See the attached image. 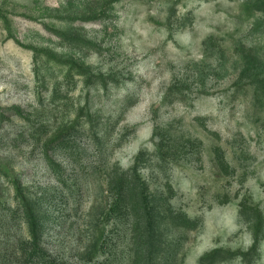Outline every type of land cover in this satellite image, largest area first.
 Instances as JSON below:
<instances>
[{"label":"rangeland","instance_id":"obj_1","mask_svg":"<svg viewBox=\"0 0 264 264\" xmlns=\"http://www.w3.org/2000/svg\"><path fill=\"white\" fill-rule=\"evenodd\" d=\"M262 218L264 0H0V264H264Z\"/></svg>","mask_w":264,"mask_h":264},{"label":"trees","instance_id":"obj_2","mask_svg":"<svg viewBox=\"0 0 264 264\" xmlns=\"http://www.w3.org/2000/svg\"><path fill=\"white\" fill-rule=\"evenodd\" d=\"M261 226L264 227V218L260 219V220L258 221V223H257V228H260ZM254 252H255V248L253 247L248 253H246L245 255H243V256H241V257H243V259L251 258V257L253 256ZM219 253H220V252H219ZM228 256H229V255H227V257H228ZM230 256H232V255H230Z\"/></svg>","mask_w":264,"mask_h":264}]
</instances>
